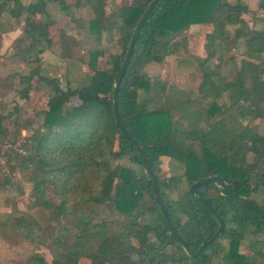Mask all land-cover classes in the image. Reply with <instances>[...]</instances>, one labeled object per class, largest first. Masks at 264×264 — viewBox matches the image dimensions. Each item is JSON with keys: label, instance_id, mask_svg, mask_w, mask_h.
<instances>
[{"label": "trees", "instance_id": "1", "mask_svg": "<svg viewBox=\"0 0 264 264\" xmlns=\"http://www.w3.org/2000/svg\"><path fill=\"white\" fill-rule=\"evenodd\" d=\"M65 1L35 0L27 5L20 0L2 1L0 11L11 5L9 12L14 18L25 15L23 38L17 41L19 48H15L13 56L23 58L37 46L36 38L41 31L34 27L30 18L46 15V3L56 4L67 16L70 5ZM151 1L121 0L116 9L106 11L107 0H82L80 3L75 0V9L84 5L92 13L89 29L93 43H100L102 36L111 37L114 33L122 52L111 56L108 68L100 71L96 60L103 56L102 50L86 51V65L91 76L89 85L79 89L62 91L54 80L38 77L36 70L17 75V82L10 89L17 90L19 97L26 98L30 83L36 77L37 83L49 87L50 95L46 109L40 113V128L23 139L19 145L20 153L9 150L4 162L6 172L0 164V194L13 190L21 193L13 175L27 174L32 183V208L48 211L49 223L59 224L61 218L63 233L49 239L53 264H79L81 259L88 264H210L219 256L223 264H257L264 260L262 240L248 246L249 256L239 253L238 247L250 229L253 237L263 235L264 222L249 206L233 201L218 184L201 185L197 194L221 219L223 230L205 244L199 255L194 258L189 255L197 251L208 235L216 233L218 226L208 209L197 196L190 195L188 189L199 180L215 176L223 180L230 193L251 201V195L264 186V137L257 132L264 119V60H261L264 0L158 1L142 24L117 89L120 119L144 153L172 228L183 239L188 253L183 252L170 233L156 206L154 190L147 176L110 164L112 160L127 158L143 170L136 149L115 125L112 91L133 29ZM259 12L263 17L257 16ZM257 24L259 29L255 28ZM198 25L211 28L204 46L210 54L200 63V68L222 41L227 26L235 27L234 36L244 46L242 55L250 61L240 62L234 81H223L217 76L218 72L204 73L198 91L202 98L213 101L206 111V127L178 132L171 126L168 109H147L160 97L164 85L158 79H147L142 69L146 71L147 66L172 56L177 48L173 38L190 26ZM74 44L70 43L69 47ZM84 58L80 60L84 62ZM249 81L252 87L248 86ZM140 93L143 94L141 100ZM223 95L227 96L228 105L220 106L216 100ZM72 98L77 104L68 106ZM197 113L201 114L200 111L187 114L196 116ZM8 118V115L0 116V148L7 137L14 145L20 136V131L8 134L3 125ZM160 157L183 166L182 179L188 186L184 196L168 200L166 189L171 178L159 179ZM249 159L251 163H248ZM145 195L150 197L153 209L146 210L151 214L150 221L140 223L145 211L138 210L137 205ZM49 198L58 204L54 205ZM102 206L116 212L120 219L96 221L95 216ZM257 207L264 214V207ZM12 222L10 224L21 239L30 243L35 241L39 224L30 213H17ZM3 234L4 226L0 222V238ZM130 240H134L138 248ZM218 240L226 242V249L218 245ZM13 264L45 263L34 253Z\"/></svg>", "mask_w": 264, "mask_h": 264}, {"label": "rangeland", "instance_id": "2", "mask_svg": "<svg viewBox=\"0 0 264 264\" xmlns=\"http://www.w3.org/2000/svg\"><path fill=\"white\" fill-rule=\"evenodd\" d=\"M2 1L0 0V4ZM20 1L23 5H27L35 0ZM65 2L70 5L67 16L60 11L56 4L46 3V15H35L30 18V22L37 30L41 31V34L36 38V48L30 50L29 55L23 58L13 55L16 51L15 48H19L17 41L23 38L25 15L20 14L18 18H14L9 12L11 5L0 11V116H9L3 122L9 135L20 131V136L14 145H11L9 137L3 140L4 144L0 148V164L3 166V172H6L4 162L6 161V155H9V150L20 153L19 145L23 139L30 137L35 129L40 128L42 122L40 113L46 109V100L50 95V90L43 83H37L38 77L54 80L62 91L68 88L79 89L89 85L91 76V71L86 65V51L102 50L103 56L96 60V67L100 71L108 68L111 56L120 55L122 52L121 47L116 44L114 33L111 34V37L110 35H106L105 38L102 36L100 43H93L89 29V24L92 21L91 11L87 7L85 8L84 5H81L84 8L75 9L73 7L75 0H66ZM80 2L82 0H79L78 3ZM120 2L121 0H107L105 4L107 5L106 11L116 9L117 6L121 5ZM257 16L263 17L262 12H259ZM244 18L250 19L249 16ZM117 23L119 24V21ZM255 28L259 29L260 25L257 24ZM234 31L235 27L227 26L225 28L222 41L214 47L213 54L204 62L202 68L199 67L200 63L210 54V51L205 50L204 47L209 40L210 26H190L186 32L174 37L173 43L177 45L174 54L164 57L159 64L146 65L148 67H146V71L144 68L142 69L147 79L159 80L164 85L160 97L156 98L154 103L148 105L147 109H168L170 111L171 126L178 132L179 130L195 131L199 128H205L206 111L212 100L211 98L205 100L198 91L199 85L204 81V73L207 71L218 72L216 73L217 76L221 77L223 81H234L240 62L250 61L243 57V43L240 39L235 38ZM186 34L189 36H186ZM73 42L75 43L74 47H69L70 43ZM38 50H40V53H38ZM82 58H84V62L80 60ZM261 60H264V51ZM217 65L219 67L215 69ZM179 67L182 69L179 70ZM32 70H36L39 76L33 78L28 92H26V98L23 99L19 97L18 91L10 89V86L16 84L17 75H26ZM248 86L252 87V82L249 81ZM142 97L143 94L140 93L139 100ZM227 100V96L223 95L216 100V103L220 106L228 105ZM76 104V99L72 98L68 106ZM198 111L201 114H197L201 116L187 114ZM199 117L201 118L199 122H195ZM260 123L257 132L264 137V119ZM158 161L159 171L157 175L159 179L167 180V178H171L167 183L169 188L166 189L168 200H175L184 196L188 186L187 182L182 179L183 166L166 157H160ZM251 162V159H249L248 163ZM110 164L111 167L119 165L132 170L136 174L143 173L145 175L139 166L132 164L127 158L112 160ZM13 178L19 183L21 193L13 190L0 194V222L4 226V234L0 238V264L17 263L34 253L39 255L45 264H53L49 239L63 233L61 231L62 220L61 218L58 220L59 224L55 221L49 223L48 211L39 207L32 208V183L29 182L27 174L14 173ZM48 197H50L49 194ZM49 200L54 205L58 204L55 199L49 198ZM250 200L257 206L264 207V186L257 193L252 194ZM137 209L145 211L144 217L139 220L140 223L150 221L151 214L146 211L153 209L150 197L143 196L137 205ZM17 213H30L38 222L39 232L33 243L21 239L13 229L12 224H10L13 223L12 219L17 216ZM95 218L96 221L115 222L120 219V216L107 206H102ZM7 219H9V222H7ZM251 231L250 229L244 235L240 247H238V252L247 256H249L247 248L251 243L261 240L264 242V234L253 237ZM130 241L138 248V244L134 240ZM217 243L223 245L226 249V242L218 240ZM166 252L171 253L170 249H166ZM183 252L186 253L184 250ZM79 264H88V262L81 259ZM210 264L223 263L219 256L213 258ZM257 264H264V260L258 261Z\"/></svg>", "mask_w": 264, "mask_h": 264}, {"label": "water", "instance_id": "3", "mask_svg": "<svg viewBox=\"0 0 264 264\" xmlns=\"http://www.w3.org/2000/svg\"><path fill=\"white\" fill-rule=\"evenodd\" d=\"M160 1V0H152L149 5L146 7V9L144 10L143 14L140 16L138 22L136 23L134 29H133V32H132V35H131V38H130V41H129V45L127 47V51H126V54H125V58H124V61L122 63V66H121V69H120V72L118 74V77L116 79V82H115V85L113 87V91H112V106H113V117H114V122H115V125L119 131V133L128 141L130 142L133 147L136 149L137 151V154L140 158V161H141V164H142V167H143V171L145 173V175L147 176V178L150 180L151 182V185H152V188L154 190V200H155V203H156V206L160 212V214L162 215L165 223L167 224L169 230H170V233L174 236V238L180 243L182 249L186 252H187V247L183 241V239L177 234L175 233L174 229L172 228V225L170 223V220L167 216V213H166V210L163 206V203H162V200H161V197L159 195V192L157 190V186H156V182L154 180V178L152 177V173L150 171V168H149V165L146 161V158H145V155L144 153L142 152L141 148L137 145V143L129 136L128 132L126 131L121 119H120V116L118 114V111H117V104H116V94H117V89L119 87V84L121 82V79L125 73V70L129 64V61H130V55L132 53V49H133V45H134V42L136 40V37L142 27V24L143 22L145 21V19L147 18L148 14L150 13L151 9L155 6V4H157V2ZM204 184H218L219 185V188L222 190V191H225L227 193V195L235 202L237 203H241V204H245L247 206H249L253 211H255L260 219L264 222V214L261 212V210L257 207V205H255L254 203H252L251 201L247 200V199H244V198H241V197H236L235 195H233L232 193H230L227 188H226V185L225 183L223 182L222 179H220L219 177H215V176H212V177H209V178H205V179H202V180H199L195 183H193L189 189H188V193L190 195H194V196H197L200 200V202L208 209V211L210 212V214L212 215V217L214 218V220L216 221L217 223V226H218V230L216 233L212 234V235H208L204 240L203 242L200 244L199 248L197 249V251L194 253V254H189L191 257H196L197 255H199V253L203 250L204 246L206 243H209L212 239L216 238L218 236V234L223 230V223L221 221V219L217 216V214L213 211V209L207 204V202L202 198L200 197L198 194H197V189L199 186L201 185H204Z\"/></svg>", "mask_w": 264, "mask_h": 264}]
</instances>
